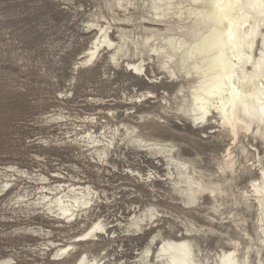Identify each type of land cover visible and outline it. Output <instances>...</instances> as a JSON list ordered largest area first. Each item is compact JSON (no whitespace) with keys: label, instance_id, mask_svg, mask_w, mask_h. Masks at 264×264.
Segmentation results:
<instances>
[{"label":"bare ground","instance_id":"obj_1","mask_svg":"<svg viewBox=\"0 0 264 264\" xmlns=\"http://www.w3.org/2000/svg\"><path fill=\"white\" fill-rule=\"evenodd\" d=\"M96 1L101 3L90 15L89 27L94 38L81 66L93 65L106 55L109 64L155 85L162 84L164 78L154 75L157 69L165 76V83L178 86L172 97L166 94L160 98L161 112L180 114L198 128L208 127L210 132L206 134H213L211 138L228 140L222 157L214 159L215 171L185 158L179 145L151 139L136 125L122 123L120 129L105 124L93 132L87 128L85 136L64 142L88 154L98 169H115L116 160L125 161L128 166L123 165L127 169L119 172L121 176L150 189L154 183L168 182L184 207L195 212L203 208L214 214L201 216L208 221L207 227L186 221L190 227L186 226L179 238L163 237L158 231L147 239L131 264H252V247L256 245L257 255L264 249V0ZM102 6L107 16L100 11ZM147 96L145 100L157 99L151 91ZM132 101L125 111L128 115L136 107ZM86 120L93 125L101 123L93 116ZM160 120L154 121L162 124ZM44 144L52 146L50 142ZM125 150L163 162L166 174L143 175L132 169ZM14 172L30 176L25 171ZM246 175L249 186L240 188L237 181ZM36 181L40 186L32 204L42 208L43 216L72 225L84 226L89 221L75 240L55 250L51 259L54 264L73 258L70 264H128L116 260L114 254L108 255L106 248L96 255L90 253V247L115 242L119 237L114 227L121 222L110 224L97 215L100 205L106 204L101 200L106 197L105 190L99 192L98 187L74 179L50 182L41 174L36 175ZM8 187L6 180L1 189ZM205 197L211 204L204 208L201 201ZM226 206L228 212L223 213ZM239 206L243 210L239 211ZM250 208L257 213V244L252 243L245 227L243 211ZM162 218L150 206L133 213L125 225L126 236L144 235ZM231 227L239 229L240 238L229 236ZM209 234L216 235L219 244L214 256L203 249V240ZM258 264H262L260 260Z\"/></svg>","mask_w":264,"mask_h":264},{"label":"rangeland","instance_id":"obj_2","mask_svg":"<svg viewBox=\"0 0 264 264\" xmlns=\"http://www.w3.org/2000/svg\"><path fill=\"white\" fill-rule=\"evenodd\" d=\"M100 3L0 0V264H54L51 259L55 250L75 240L89 224L86 221L84 226L72 225L43 216L42 208L32 204L40 186L36 181L38 174L50 182L74 179L98 187L99 192L105 190L106 197L101 200L106 204L100 205L97 215L110 224L121 222V226L114 227L119 237L115 242L90 247V253L96 255L106 248L108 255L114 254L116 260L128 264L158 231L163 237L179 238L190 223L207 227L208 221L202 217L214 215L203 208L195 212L184 207L168 182L154 183L150 189L121 176L119 172L127 169L123 165L128 166L125 161L116 160L115 169H98L88 154L64 145L85 136L87 128L99 131L100 125L106 124L122 129L121 124L125 123L139 126L151 139L179 145L185 158L195 160L205 170L215 171L214 159L222 157L228 143L227 139L211 138L213 134H206L210 132L208 127L198 128L180 114L161 112L160 98L166 94L172 97L178 86L165 83V76L157 69L154 75L164 78L162 84L155 85L147 83L143 76H133L125 68L109 64L106 55L93 65L81 66L94 38L89 29L90 15L98 11L96 6ZM100 11L108 15L105 7ZM148 91L155 93L157 99L145 100ZM131 100L136 107L128 115L125 111L131 108ZM92 116L101 123L93 125L86 120ZM160 117L163 123L157 124ZM206 135L209 137L204 138ZM44 142L52 146L47 147ZM258 149L262 152L261 144ZM124 153L129 166L141 174H166L163 162L147 159L133 150ZM14 170L28 172L30 176ZM6 180L9 187L3 190ZM248 180L246 175L237 184L240 188L249 186ZM201 202L204 208L211 204L207 197ZM149 206L159 212L162 221L144 235L126 236L125 225L133 213ZM238 210L243 209L239 206ZM222 211L227 213L228 206ZM243 215L252 243H259L255 209L244 210ZM228 232L232 238H240L239 229L231 227ZM218 245L216 235L209 234L203 240V249L209 256L218 252ZM223 247L229 248L225 244ZM255 247L250 251L251 263L258 264L260 260L264 264V249L257 255Z\"/></svg>","mask_w":264,"mask_h":264}]
</instances>
